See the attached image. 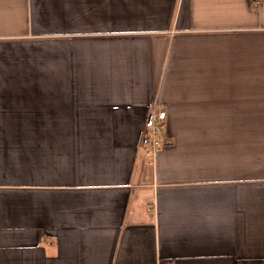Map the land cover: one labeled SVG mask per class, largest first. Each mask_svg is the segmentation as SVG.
<instances>
[{"label": "crops", "instance_id": "1", "mask_svg": "<svg viewBox=\"0 0 264 264\" xmlns=\"http://www.w3.org/2000/svg\"><path fill=\"white\" fill-rule=\"evenodd\" d=\"M162 263L264 264V0H0V264Z\"/></svg>", "mask_w": 264, "mask_h": 264}, {"label": "built area", "instance_id": "2", "mask_svg": "<svg viewBox=\"0 0 264 264\" xmlns=\"http://www.w3.org/2000/svg\"><path fill=\"white\" fill-rule=\"evenodd\" d=\"M259 3L260 0H254V4ZM167 116V108L160 102H154L146 116L142 142L147 147V155L152 159L156 158L164 146L169 143V136L162 135Z\"/></svg>", "mask_w": 264, "mask_h": 264}, {"label": "trees", "instance_id": "3", "mask_svg": "<svg viewBox=\"0 0 264 264\" xmlns=\"http://www.w3.org/2000/svg\"><path fill=\"white\" fill-rule=\"evenodd\" d=\"M163 263H164V262H163ZM163 263H162V264H163Z\"/></svg>", "mask_w": 264, "mask_h": 264}]
</instances>
